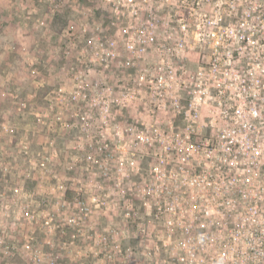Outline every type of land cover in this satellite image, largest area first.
<instances>
[{
  "label": "built area",
  "instance_id": "1",
  "mask_svg": "<svg viewBox=\"0 0 264 264\" xmlns=\"http://www.w3.org/2000/svg\"><path fill=\"white\" fill-rule=\"evenodd\" d=\"M107 1L109 26L92 19L58 47L56 86L33 111L48 130L76 132L66 166L56 164L54 140L31 158L43 194H58L48 210L74 212L62 224L45 215L46 256L32 233L15 245L0 231V264H43L41 256L60 264L56 232L60 249L90 243L95 258L114 264L131 255L121 246L129 225L154 244L146 264H264V0ZM184 52L196 57L191 68L177 63ZM138 102L143 120L116 122ZM1 132L12 133L3 118ZM63 227L73 230L67 239Z\"/></svg>",
  "mask_w": 264,
  "mask_h": 264
},
{
  "label": "rangeland",
  "instance_id": "2",
  "mask_svg": "<svg viewBox=\"0 0 264 264\" xmlns=\"http://www.w3.org/2000/svg\"><path fill=\"white\" fill-rule=\"evenodd\" d=\"M88 9L91 10V15L87 13ZM110 14V2L107 0H96L93 6H89L84 0H0V118L6 123H11L12 129V133H0V231L9 235V242L15 245H19L32 233L34 248L44 256L50 252L44 238L47 230L45 215L54 213L62 224L61 219L70 216L74 209L52 212L48 210L49 203H53L51 207L55 206L54 199L58 194H43L45 180L37 176V179L32 178L31 158L42 149H48L47 143L54 140V146L60 154L56 164L66 166V163H69L66 162L69 153L64 152L65 146L75 139L76 132L63 131L58 126L48 130L44 125L47 121L42 115L38 117L39 120L35 118L33 111L36 109L42 113L47 106L44 96L56 86L54 79L59 74L57 71L60 69L62 58L58 47L66 43L68 38H75L81 26H93L92 19L106 29L109 26ZM122 23L120 20L118 27H122ZM114 37L118 40L122 36L116 34ZM184 54L185 57H180L177 63L191 68V62L195 61L196 57L189 56L188 52ZM145 57L144 62L149 65L157 59L155 53H149ZM6 60H9L8 64ZM139 66L138 62V65L132 68V78ZM31 70H35V73L32 74ZM3 92L5 96L2 95ZM15 92L19 98L13 102L10 97ZM22 102L26 105L18 115H2L3 110L11 109L16 103ZM142 109L140 102L132 103L125 113L115 116V120L122 124L140 122L145 117L140 113ZM8 138L12 143L8 142ZM144 165L146 163L141 162V166ZM29 191H33V194ZM72 196L69 193L67 198ZM25 212L33 215L30 218L32 222L23 217ZM99 218L100 228L105 229L108 220L104 222V217ZM107 218L117 226V221H113L116 217L110 214ZM93 221L94 219L90 223ZM63 228L66 230L64 239H67L73 230ZM125 234L127 237L121 242V246L123 250L131 248V255L129 258H119V261L117 258L114 264L148 263L149 259H146L144 254L147 252V246L153 247L154 244L140 240L131 225L126 227ZM54 235L55 253L62 256L60 264H113L106 259L95 258L96 248L90 243L80 245L79 242H74L60 249L63 238L58 232ZM44 256H41L43 264L46 262ZM14 262L28 264L20 258H16Z\"/></svg>",
  "mask_w": 264,
  "mask_h": 264
},
{
  "label": "crops",
  "instance_id": "3",
  "mask_svg": "<svg viewBox=\"0 0 264 264\" xmlns=\"http://www.w3.org/2000/svg\"><path fill=\"white\" fill-rule=\"evenodd\" d=\"M7 61V64L9 63V60H6Z\"/></svg>",
  "mask_w": 264,
  "mask_h": 264
}]
</instances>
